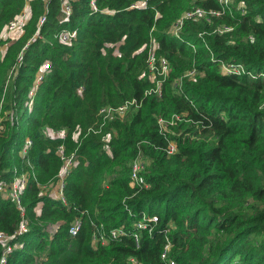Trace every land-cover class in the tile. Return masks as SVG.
<instances>
[{"label":"trees","instance_id":"16d2710c","mask_svg":"<svg viewBox=\"0 0 264 264\" xmlns=\"http://www.w3.org/2000/svg\"><path fill=\"white\" fill-rule=\"evenodd\" d=\"M62 1L0 0V182L28 176L24 210L0 191V233L10 236L0 240V257L12 247L5 264H129L131 256L142 264H264V0L188 17L179 35L170 27L184 11L218 9L219 1L94 0V8L72 0L68 17ZM27 5L21 35L4 37ZM63 29L77 36L62 42ZM153 39L157 62L170 64L154 80ZM224 63L245 71L226 72ZM134 97L120 118L99 112ZM60 145L77 158L65 200L47 189L63 163ZM139 153L149 164L144 181L133 182ZM23 221L27 230L18 232ZM116 228L125 232L114 237Z\"/></svg>","mask_w":264,"mask_h":264},{"label":"built area","instance_id":"2783aa9c","mask_svg":"<svg viewBox=\"0 0 264 264\" xmlns=\"http://www.w3.org/2000/svg\"><path fill=\"white\" fill-rule=\"evenodd\" d=\"M72 0H64L62 1V11L64 12V15H66V17H68L70 15V13L72 12ZM221 8L218 9H206L200 5H195L194 7L187 9L186 11L183 12V14L177 18L176 21L173 22V24L170 27V33L175 34V35H179L180 30L183 26V23L185 21L186 18L188 17H192V18H199V17H206L207 19L210 18V14H220L224 11V9L226 7H229L230 4L233 2V0H218ZM145 1L142 0L141 4H144ZM135 5V4H134ZM242 9L244 10L246 7V4L244 2L240 3ZM92 6L94 8H97L94 0H92ZM28 18V10L27 7L24 8V10L21 12L20 15H18L15 19L11 20L9 23H7V25L5 26V29L3 31V33H8L6 36H11L10 33H12L13 31H15V29L20 26L21 22H25ZM45 16L41 17V23L42 24L45 20ZM222 31L224 29H230L229 25H224L221 27ZM77 29H63L59 32L58 37L59 40L62 42H70L73 38H75L77 36ZM155 39H153V43L151 45V49H150V53H149V68L151 70V76L152 79L154 80L156 77V74L158 73L159 75H167L169 70H170V64L169 61L166 57L161 56L159 61L157 62V57L155 54V47H156V43L154 41ZM2 54V49L0 46V56ZM20 57H22L20 55ZM49 67V62L46 61L44 64V68H48ZM223 69L226 72H230V71H236V72H243L245 71V66L242 64H239L238 66H233L231 64H223ZM189 75L193 76L196 73V69H191L187 72ZM43 76L42 72H39L37 75V80L36 82H38ZM160 84H161V79H158L157 81V88H155V90L160 91ZM151 90H148V92H150ZM138 100L137 98H132V99H128L126 100L124 103L118 105V106H113V105H104L100 108V113L103 114V117L105 119H114V118H120L122 116H124L128 110V108L132 105V104H137ZM175 117H179V116H175ZM159 123L161 128L163 129H167L168 126V121L163 118V117H159ZM0 127H2V125H0ZM48 133H50L52 136L55 137H64L67 133V130L64 129H59V130H55L53 128H48ZM29 144H31V140L27 139L26 144H25V148H27V146H29ZM176 149V144L174 142H170V144L168 145V152H173ZM58 153L61 156L63 163L61 165V168L59 170L58 173V177L55 183H59V196H55V197H59L62 198L63 200H65L64 196H63V186H64V182H65V177L69 174V172L71 171V169L74 167V165H76L77 163V158L76 155L74 153L71 154H66L64 151V146L60 145L58 148ZM149 164V160L148 158L145 157V155H143L142 153H139L133 160L132 162V170H131V178L133 180V182H141L144 181V171L147 167V165ZM28 182V176L27 173H21L16 175L13 180L11 181H1L0 182V191H2L5 195H9L10 197H12L13 201H15V203L17 204V206L21 209L24 210V207L22 205L21 202V195L23 193V190L25 189L26 185ZM154 219H157V216L153 217ZM139 226H145L142 222L138 223ZM80 227V219H77L76 221L73 222V224L71 225V232L72 233H76L78 231ZM27 230V223L26 221H23L21 223V226L18 230V232H22V231H26ZM125 232V230L123 228H116V229H112L111 234L112 236L116 237L119 233H123ZM136 238L137 240L139 239L138 234H136ZM10 239V236L5 234V233H0V240H2L4 243H8ZM103 240L105 242H107V238H103ZM12 247L10 245H7V250H10ZM169 248V245H167V249ZM167 249L164 251V253L162 254L163 257H166V252ZM5 251V253H3V255L0 257V264H5L6 262V254L7 252ZM130 260L132 261H136L137 264H142L137 258H135L134 256L130 257ZM169 264H176L175 261L171 260L169 261Z\"/></svg>","mask_w":264,"mask_h":264},{"label":"rangeland","instance_id":"374dc122","mask_svg":"<svg viewBox=\"0 0 264 264\" xmlns=\"http://www.w3.org/2000/svg\"><path fill=\"white\" fill-rule=\"evenodd\" d=\"M28 7H27V10L29 11V15H30V6L29 5H27ZM26 7V6H25ZM29 15H28V17H29ZM25 22H21L20 24L21 25H23ZM20 29H21V27L20 26H18L16 29H15V31H13L12 33H10V35L11 36H8V37H14V38H16V37H19L20 35H21V33H20ZM8 33H5L4 34V37H6V35H7ZM167 128H168V126H167ZM75 133L77 134V131H75ZM75 134V135H76ZM48 192L49 193H51L52 195H54V196H59L60 195V193H59V183L57 182V183H54V184H52V185H49L48 186ZM46 189V190H47ZM45 190V191H46ZM129 264H137L136 263V261H132V260H129Z\"/></svg>","mask_w":264,"mask_h":264},{"label":"crops","instance_id":"0c3cea01","mask_svg":"<svg viewBox=\"0 0 264 264\" xmlns=\"http://www.w3.org/2000/svg\"><path fill=\"white\" fill-rule=\"evenodd\" d=\"M28 15H29V11H28ZM22 32V30L20 29V33Z\"/></svg>","mask_w":264,"mask_h":264}]
</instances>
